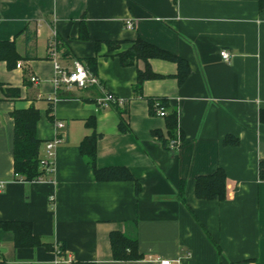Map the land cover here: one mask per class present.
<instances>
[{"label":"crops","instance_id":"obj_1","mask_svg":"<svg viewBox=\"0 0 264 264\" xmlns=\"http://www.w3.org/2000/svg\"><path fill=\"white\" fill-rule=\"evenodd\" d=\"M53 39L61 66L78 60L89 68L88 60H94L102 87L56 89ZM139 39L186 60V80L178 82L176 63L150 59L161 78L145 81L137 92V72L145 62L124 67L118 56ZM0 41L13 42L20 56L12 68L0 61V221L31 223L42 243L61 246L84 264H264L259 0H0ZM221 50L230 52L229 64ZM6 88L19 89L20 97L5 96ZM106 93L123 102L118 107L129 133L119 131L117 111L100 104ZM161 98L178 113L182 138L175 150H166L153 135L160 131L167 138L165 117L152 115L148 104ZM30 106L40 112V156L47 142L64 135L50 182L14 179L11 113ZM91 118L99 136L97 168H126L139 184L138 195L132 181L95 180L79 149L93 133L86 126ZM219 169L226 174L225 200L199 199L195 180ZM112 232L137 239L144 259L113 261ZM0 260L56 264L51 250L16 249L13 233L3 230Z\"/></svg>","mask_w":264,"mask_h":264},{"label":"trees","instance_id":"obj_2","mask_svg":"<svg viewBox=\"0 0 264 264\" xmlns=\"http://www.w3.org/2000/svg\"><path fill=\"white\" fill-rule=\"evenodd\" d=\"M259 8L264 10V0H259ZM111 49H116L118 44H109ZM119 61L122 66H132L136 60L145 62V70L137 72V83L135 90L141 92L142 85L145 81L159 79L160 75L155 74L148 61L150 59H162L176 63L178 66V73L176 75L179 83H183L188 74L189 66L186 60L158 48L157 46L147 43L143 40H137L133 47L128 51L119 54ZM20 59L16 51L15 44L9 41H0V61H5L9 68ZM89 69L96 73V66L94 60H88ZM5 96L17 99L20 97V91L17 88L3 89ZM110 94V93H109ZM149 110L152 115H155V105L164 107L167 111L165 116L167 138L163 136L160 131L153 132V135L161 142L166 150L168 148V141L174 139L178 134V113L176 109H170V105L166 98L148 99ZM120 117L119 131L122 133H129L130 127L122 119L124 110L117 105H111ZM169 110V111H168ZM52 107L48 109L50 114ZM14 122V136H13V160H14V179L18 182L32 183L39 179H51L40 165V148L42 141L36 135V127L40 118V112L34 106L26 109H15L11 113ZM52 120L51 117H49ZM261 120H264V111L261 112ZM86 126L93 130L90 136H86L80 143L79 149L81 156L91 168L95 180L98 182L110 181H132L135 183L136 194L140 192L138 182L133 178L130 172L123 167H114L107 169H98L96 166L97 157V141L99 136L95 133L96 119L91 118L86 122ZM180 135V134H179ZM182 138V135H180ZM231 143L227 140L226 143ZM232 144H237V141ZM260 177L264 178V162L260 163ZM195 193L199 199L204 200H219L223 201L226 198V174L222 169L207 176L198 177L195 180ZM181 198H182V192ZM183 200V199H182ZM0 230L9 231L14 235V244L16 249L45 247L54 252L51 245L42 243L41 239L33 234L32 224L24 221H0ZM110 246L112 259L115 262L126 261H141L144 259L143 254L139 251L138 240L131 238L120 232H112L110 234ZM59 249L64 251L60 246ZM0 264H6L4 260H0ZM73 264H84L74 262ZM86 264V263H85Z\"/></svg>","mask_w":264,"mask_h":264},{"label":"built area","instance_id":"obj_3","mask_svg":"<svg viewBox=\"0 0 264 264\" xmlns=\"http://www.w3.org/2000/svg\"><path fill=\"white\" fill-rule=\"evenodd\" d=\"M128 28H132V23L128 21L126 23ZM54 36V35H53ZM58 42L53 39L49 44V56L54 62V78L53 83L56 89H60L62 87H75L79 90H84L90 87H99L101 88V81L98 76L95 75L88 67H86L82 62L75 60L73 64L69 67L61 66L58 63L59 53H58ZM220 58L224 63L229 64L231 62V54L228 50L220 51ZM22 65L18 64L17 68H21ZM31 82L34 84L38 83V79L36 77H31ZM100 104L102 106H123V102L120 101L113 94L106 93L103 98L100 100ZM156 107V115L160 117L166 116V110L164 107L155 105ZM58 129L64 128L63 122H58ZM64 135H57L52 141H49L45 144V155L40 156V165L41 168L45 170V172L51 177L54 173V153L56 147L64 142ZM181 145L180 135L177 134V137L174 139H170L168 141L169 150H175ZM51 179H39L32 183H42V182H50ZM56 256V264H73L74 260L71 256H67L64 251H61L59 247L54 248L53 252ZM159 264H170L169 260L160 261Z\"/></svg>","mask_w":264,"mask_h":264},{"label":"rangeland","instance_id":"obj_4","mask_svg":"<svg viewBox=\"0 0 264 264\" xmlns=\"http://www.w3.org/2000/svg\"><path fill=\"white\" fill-rule=\"evenodd\" d=\"M176 137H177V135H176ZM176 137H175V138H176Z\"/></svg>","mask_w":264,"mask_h":264}]
</instances>
